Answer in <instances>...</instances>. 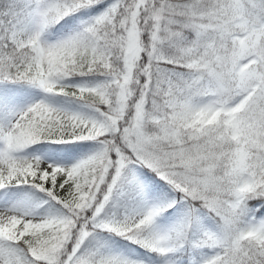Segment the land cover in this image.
<instances>
[{
  "label": "snow or ice",
  "instance_id": "6c2138e0",
  "mask_svg": "<svg viewBox=\"0 0 264 264\" xmlns=\"http://www.w3.org/2000/svg\"><path fill=\"white\" fill-rule=\"evenodd\" d=\"M0 264H264V0H0Z\"/></svg>",
  "mask_w": 264,
  "mask_h": 264
}]
</instances>
